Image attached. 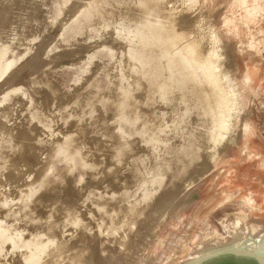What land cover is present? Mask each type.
<instances>
[{
	"label": "water",
	"instance_id": "obj_1",
	"mask_svg": "<svg viewBox=\"0 0 264 264\" xmlns=\"http://www.w3.org/2000/svg\"><path fill=\"white\" fill-rule=\"evenodd\" d=\"M12 1L14 0H0V3L5 5ZM49 1L51 0H39L40 4L37 2L36 7H39L40 10L37 13L36 25L31 28L32 31L27 29L26 14L24 18L22 14V8L27 9L28 7L27 0L24 1L20 9L17 5L8 8L0 6V14L3 15L4 10H6L2 19L0 16V41L8 42L11 27L13 24L18 26L17 39L12 46L13 65L9 72L0 78V98L5 97L10 103L0 108V126L3 128L2 132L0 131V143L2 141L10 142L11 146L10 150H6L8 152L0 148V152H4L8 158V161L0 158V165L4 167L0 174V183L7 179L9 184L13 186L15 185L13 183L18 182V180L22 183L26 181V178L35 180L33 183L37 195L35 197H50L52 203L57 200L59 204H62V200L66 201L70 206L77 208L75 210L83 212L84 218L91 209L89 208L91 200L95 201L101 196L108 195L109 199L106 201L108 211H113L120 206L117 197L123 194L122 190L126 189L127 195H133L137 185H141L142 188L148 190L149 194H152V203L159 199L160 202L157 203V206H161L158 204L165 201L168 196L177 195L175 193L183 190L184 195L190 193L194 198V194H192L194 190L186 189V186L189 182L201 180L203 176L199 174L201 172L185 175L156 173L155 166L152 169V165H157L155 164L158 163L157 161L159 163L168 162L170 155L165 151L161 141L157 142L158 146L154 144H156L157 137H160L163 141H171L174 147L184 149L186 143H192L195 140V133L203 131V128L204 130H211L216 126L214 127L210 120H205L201 116L202 109L198 97L191 96L187 101L177 90H166V94L163 96L152 94V81L156 77L155 71L150 72L151 78H146L140 74L146 70L139 67L138 61L135 60L137 59V50L140 47V39L137 38L136 31L141 29L148 20L152 26H158L156 23L159 20L158 17L165 15L163 13L164 6L179 7V11L175 12L177 14L176 19H179V26L161 29V37L179 33L184 35L186 29L190 30V35L195 33L199 35L200 29L205 30L204 25L210 22V28L213 31L212 36H216L217 40L215 41L212 37L213 41H210L206 37V47L209 48L207 46L209 42L212 45L215 43L217 48L211 47L214 53L219 47H222V54L225 56L224 52H226L228 55L230 48L227 47H230V44L225 45L224 42L233 36L235 37V33L232 35L221 30L217 32L212 27L213 23L209 17V19H205L206 23L201 25V28L198 23L203 13L205 14V5L214 2L212 0H165L160 12L154 14L158 2L162 1L154 0L151 11L141 14L139 12L140 0H132L131 3L127 4L114 1L115 3L103 4L98 9H86L89 0H61V5L55 4L60 3V0H52L54 4L51 11L47 6ZM244 4H249V11L255 10L256 16L261 19L264 17V0H255V3H252V0H245ZM189 7L194 8L195 12L199 14L187 15ZM103 8H106V11L102 12L104 16L95 21L97 10L101 11ZM86 12L94 15L89 19L92 21L90 33L85 36H81L79 33L75 35L72 33V28L69 29V27L81 13ZM184 16L187 24L186 22L181 24ZM189 16L191 17L189 18ZM212 16H215L213 10ZM249 16L252 18V14ZM227 17L224 16L223 20L225 21ZM189 20L191 24L195 22V28L188 27ZM212 20L214 22L213 18ZM62 33L65 35L63 39H61ZM223 40L225 41L223 42ZM235 45L231 51H238L237 44ZM224 56L221 59L213 57V62L228 68L231 73L230 66L222 63ZM83 62L84 64H82ZM73 68H78L79 72L77 73ZM27 69L38 74L46 73L48 75L54 69L62 70H59L60 72L54 71L51 80L41 79L37 83L34 82L32 87L26 88L24 87L25 77H23V73ZM73 76L75 77L73 78ZM22 77L23 79H21ZM245 83H251L249 76H245ZM173 87L175 88V86ZM238 96L237 91L236 97L229 98L230 102L233 101V126L231 129L235 127L236 117L243 120V128H250L253 125L255 128H264V95L253 94L242 99ZM247 99L250 102L249 108H246L248 107ZM172 100L177 106L168 114L167 111H164L165 105ZM28 104L36 107L35 112L31 109L28 114L27 110L30 109ZM129 110L132 111L133 116L128 115L127 111ZM183 114H187L190 122L188 126L179 127L175 118ZM58 115L60 120L63 115L66 116L63 125L62 120L61 122L58 121ZM253 115H257V118L251 123L247 118L253 117ZM30 116L33 120L28 118ZM96 118H100V121L95 122L94 119ZM198 121L201 123L197 124ZM68 122L69 126H66ZM92 122L95 124L94 128H87ZM123 123L127 124L130 129L123 128ZM101 125L106 128H102V131L97 130V128H101ZM167 126L170 128V132H168ZM188 131L192 132L191 136L188 135ZM148 138L151 139L150 143L147 142ZM119 143H121L120 148L117 147ZM105 144L113 151L112 159L108 162L97 161L89 148L95 147L100 153L101 146ZM138 149L139 152H137ZM50 153H53L55 157L43 160L44 156ZM70 154H72V163H68L67 155ZM145 157H149L151 160L145 159ZM53 158L57 159L55 161L66 163L63 178L72 177L70 179H73L72 182L66 184L67 186L64 183V185L54 187V181H51L50 178L45 181V178H42L47 173L49 176L54 173L55 168L51 165ZM14 160L16 164L11 163ZM116 160L125 162V164L119 167V172L116 175L114 173L107 174V166ZM134 161H138L143 169L148 165L151 175H139L137 177L140 178L139 181L135 182L133 173L137 164L131 163ZM75 164H81L83 168L88 170L103 165L105 177L110 175L111 179L101 181L103 185H100V188H94L91 185L89 191L83 186L82 189L86 192L81 193L75 185L76 182L83 180L84 175L77 170L78 168L75 169ZM18 165H21L20 170L16 169ZM45 165L46 167L42 172V166ZM199 165V162H196L195 167ZM51 168L52 171H50ZM73 171L74 174L72 175ZM42 179L44 180L43 186L39 188L38 181ZM116 181L118 184L113 185ZM47 182L51 185H45ZM18 190L15 188V191ZM2 198L4 196L0 195V200ZM176 198L178 197L175 196L173 199L176 200ZM36 201L37 199L31 202H22L18 207L0 210V221L15 228L17 231L14 232H17L18 237L23 242L20 247L13 250L4 249L2 255L4 258L1 259L0 264H29L32 262L28 256L31 257L37 253L40 255L53 254L58 238L70 237L69 248L61 250L59 257L69 256L71 247L76 243L78 244L82 229L75 230L69 226L64 227L62 223L54 220V217L60 214L59 211L63 207H59V205L41 206L39 200ZM140 207L142 208L141 211L151 212L144 204H141ZM185 209L181 211H185ZM38 211L42 212L41 214L48 212L49 221L45 222L40 213L36 216L35 213ZM7 212L17 214V218L15 220L8 219ZM263 218L255 219L251 216L237 215L231 223L222 221L223 232L208 236L210 238L200 241L201 244L198 243L191 252L187 253L186 251L184 261L179 264H264ZM251 222L261 226H257L256 230L252 231ZM90 223L86 228H83L85 231L93 226L94 232L90 238L83 234V241L86 243H91L99 238L97 237L99 230L103 231L105 226H108L101 222L96 224L93 221ZM33 224L39 225H35L37 230L30 232V227ZM78 231H81V235L78 234ZM75 235L79 238L76 243L72 241ZM97 245L99 244H92L95 246V250ZM199 246H203V249L194 253L193 251ZM26 256L29 259L26 261L29 263L25 262ZM39 261L37 264H51L47 259ZM62 263L70 264L68 261L57 264Z\"/></svg>",
	"mask_w": 264,
	"mask_h": 264
},
{
	"label": "bare ground",
	"instance_id": "obj_2",
	"mask_svg": "<svg viewBox=\"0 0 264 264\" xmlns=\"http://www.w3.org/2000/svg\"><path fill=\"white\" fill-rule=\"evenodd\" d=\"M24 1L26 0H14L6 3L5 5L0 3V6L8 8L12 5H17L18 9H20ZM27 2L28 7L27 9L25 7L22 8V14L23 18L26 14L27 29L32 31L31 28L36 25L37 13L40 10L39 7H36L39 0H33L32 2L27 0ZM153 2L154 0H140L139 12L142 14L151 11ZM178 9L179 7L175 6H172L171 8L165 6L163 8V13H165V15L159 16V20L156 22L158 26H152V23L148 20V22L145 23L141 29L136 31V36L140 39V47L137 50V59L135 60L138 61L139 67L146 70L139 73L146 78H151L150 72L155 71L156 77L152 81V94L154 96H159V94L160 96H163L166 94V90H177L187 101L191 96L194 98L198 97L200 99V106L202 109V112H200L201 116L204 117L205 120H210L211 124L214 125V127L216 126V128H211V130H204L203 128V131L195 133V140L192 141V143H186L184 149H181V147L176 148L171 141L166 142L160 137H157L156 144L154 145L158 146L157 142L161 141L165 151H167L170 155V160L168 162L162 161L159 163V161H157L158 163H155L157 165L149 164L152 165V169L155 166L154 169L156 170V173L161 175L168 173L185 175L187 173H192L199 168L202 169L200 166L206 165L207 167L213 159H219V154H221L222 148L228 149L231 145V142L229 143L227 138V134L233 126V101L230 102L229 98H234L237 95L236 86L226 83V79L230 74L228 68H226V73L221 70L223 65L217 64L215 61L213 62V57L220 59L221 54L220 51L218 53V50L214 53L211 48L212 45L209 48L206 47V36L201 38V35L196 33L190 35V30L186 29L184 31L185 35H180L179 33L177 35L161 37V29L165 27L179 26V19H176L177 14H175L176 11H179ZM4 14H6V10H4L3 15L0 14L1 19ZM188 27L195 28V22L191 24L189 20ZM210 27L211 25L209 28ZM11 28L10 36L8 37L9 41H0V78L9 72L13 65L12 46L17 39L16 31L18 30V26L13 24ZM185 36L188 37V40L189 38L199 37L190 45H182L184 42L188 41ZM212 37L213 36H211L210 41H213V38L215 41L217 40L216 36ZM205 53L207 54L205 55ZM173 86H175L176 89ZM5 101H7L5 97L0 98V106ZM8 103L9 102L5 105H8ZM167 112L169 111L167 110ZM175 120L177 121V126L179 127L184 125L188 126L190 122L187 114H183L182 116L178 115ZM94 125L91 124V126ZM2 129L3 128L0 126L1 132ZM98 129L100 131L102 130L101 128ZM188 135L191 136L192 132L188 131ZM147 142L150 143L151 139L148 138ZM225 143H229L230 145L228 146ZM120 146L121 143H119L117 147L120 148ZM103 148L105 149L106 147L103 146ZM173 148H175L176 151H173ZM110 151L112 152V150ZM205 151H207L206 156L202 158V153H205ZM105 154L107 155L108 153L105 152L104 155ZM109 155L107 156L110 157ZM174 155L175 158H172ZM185 160L187 161L186 166H184L186 168H181L180 166H182V162ZM199 160H202L199 162L200 166L195 167L196 162ZM174 161L176 164H179V166L173 167ZM11 163L16 164L15 160L11 161ZM131 163L137 164L133 173V179L135 182L139 181L140 178H137L139 175L150 174V168L148 165H146L143 169V167L141 168L139 165L140 163H138V161ZM123 164H125V162L118 160L111 162L110 165L107 166L108 172L116 175V173L119 172V167ZM193 165L194 167H192ZM20 166L21 165H18L16 169L20 170ZM45 167L46 165L42 166V172ZM50 171H52V168ZM33 183H35V180H30V178H26V181L23 183L18 180V182L13 183L15 184L13 186L10 184L7 185L4 181H2L0 183V195L4 196V198L0 200V210L18 207L22 202H31L32 200L37 199V201L39 200V205L41 206L59 205V207H63V209H60L59 211L60 214H57L58 216L54 217V220L62 223L64 227L69 226L75 230L83 229L86 228L87 225H90V222L93 221L96 222V224L101 222L107 224L108 226H105L103 231L99 230L97 236L99 238L91 242L93 245L99 244L97 245L96 250L95 246H92L91 243L83 241L84 235L82 233L78 244L76 243V245L71 247L69 256L59 257L60 251L64 248L68 249L70 245V237H62L63 239L58 238L56 242L57 246L54 247L53 254L40 255L37 253V255H31V257L28 256L32 263L37 264L40 262L39 260L47 259V261L51 264H57L63 261H68L70 264H176L177 260H174L175 255H181L187 251L180 241L181 237H177L178 234L177 236L172 234L166 243L163 242L165 246H163L164 248H162L160 252L157 253V250L154 248L158 246V244L157 246L154 244V239L159 237L158 231L162 228V223L165 221L166 216L169 215V213L174 214L178 212L181 210L180 208L185 209V207H188L187 205H190V203L194 200L193 197H189L186 200L184 199L180 203H177L172 199L173 196H180L183 191L175 193L177 195L172 194L171 196H168L165 201L158 204L161 206H157V203L160 202L159 199L152 203V194H149L148 190L142 188L141 185H137L135 193H132L133 195H127L125 193L126 189L122 190L123 194L120 196L118 195L117 197L120 206L117 204L119 207L113 211H108L106 204L107 199H109V197H107L108 195L101 196L95 201L91 200V204L89 206L91 209L86 213L84 218L82 215L83 212L75 210L77 208L70 206V204L66 201L62 200V204H59L57 200L52 203L50 201V197H35L37 195L35 193L36 191ZM191 183L193 184L194 182H189L187 186L191 185ZM45 185L48 186L51 185V183L47 182ZM15 188H18L19 190L15 191ZM259 191H261V189ZM80 192H82V190ZM261 199L264 200V195ZM141 204H144L148 211L151 212L141 211ZM262 204L264 208V201H262ZM153 212H155V215ZM245 216L250 217L247 213ZM255 224L257 223L251 222V225H253L252 231H255L257 226H261ZM15 230L16 229L12 226L0 221V259L4 249L13 250L21 246V244H17V240H21V238L18 237L17 232H14ZM202 249L203 246H199V248L193 252L197 253L198 250ZM189 255H191V253H189ZM28 257H25V262H27L26 260H29Z\"/></svg>",
	"mask_w": 264,
	"mask_h": 264
},
{
	"label": "rangeland",
	"instance_id": "obj_3",
	"mask_svg": "<svg viewBox=\"0 0 264 264\" xmlns=\"http://www.w3.org/2000/svg\"><path fill=\"white\" fill-rule=\"evenodd\" d=\"M114 1H120L123 4H127V3H131L132 0H89L86 9H98V7L101 8L103 4L111 5L115 3ZM164 1L165 0L158 2L154 14L160 12ZM212 1L214 3L205 5L204 7L205 14L203 13V16H201L202 17L201 20H199L198 22L200 24V28L201 25H204L206 23L205 19L210 18L213 23L212 27L217 32L221 30L222 32L226 31L228 33H231L232 35L234 33L236 35L235 37L233 36L231 39L229 38L227 41L223 40V42L225 41L224 42L225 45L228 43L230 44L229 45L230 47H227L228 49L230 48V52H228L229 53L228 55L226 54V52H224L225 56L222 54L223 53L221 49L222 47H219L218 49V53L220 51L221 54L220 59L224 56V58L222 59V63L226 66L229 65L231 68V73L227 77L226 83L236 86L235 88L239 93L238 97L240 99H242L245 96L250 97L253 94H260V96H263L264 95V17H262L261 19L259 16H256L257 14H254V12H256L255 10H252L250 12L249 4H244L245 0H212ZM252 3H255V0H252ZM53 4L54 3L52 2V0L47 2V6L50 11ZM55 4L61 5L62 2L60 0V3L57 2ZM253 8H255L254 5ZM105 9L106 8H103L101 11L97 10V14H95L96 15L95 21L102 19L101 17L104 16V13L102 12H105L106 11ZM212 10L215 13V16H212ZM83 12H85V9H83ZM195 14H199V13L195 12L194 8L189 7L187 10V15H195ZM249 14H252V18L249 16ZM224 16H228L225 21L223 20ZM90 17H94V15L92 16L90 12L81 13L78 16L77 20L71 23V27H69V29L72 28V33H74L75 35H78L79 33L81 36L82 35L85 36L86 34L90 33L91 30L90 25L92 21L89 20ZM190 17L191 16H189V18ZM212 18L214 19V22ZM185 22H186V17L184 16V18H182L181 24H185ZM210 25L211 23L208 22L207 23L208 28L206 25H204L205 30L200 29L199 35H201L200 36L201 38L202 36L203 37L206 36L210 40L213 32L211 30L212 28H209ZM203 31L204 32L206 31L207 34L210 35L208 36L206 32L204 33ZM61 36H62L61 39H63L64 38L63 36H65L64 33H62ZM198 37L189 38V40L188 37H186V40L188 41H186L187 43L184 42L182 45H186V44L190 45L192 44V42L194 43ZM235 44H237L238 51L234 52L231 50L235 48L236 46ZM211 45L212 44H210L209 42L207 46L211 47ZM212 48H217V44L212 45ZM227 48L226 50L228 51ZM206 54L207 53H205V55ZM82 64H84V62ZM59 70L62 69H54V71L57 72H60ZM73 70L76 71L77 73L79 72L78 68H73ZM221 70L227 73L226 67L223 66ZM54 71H51V73H49L48 75L46 73L38 74L33 72L31 69H27L23 73V77H25L24 87L30 88L41 79L51 80L52 73ZM245 76L250 77L251 83L248 84L245 83ZM23 77L21 79H23ZM74 77L75 76H73V78ZM65 86H70V85H65ZM7 102L9 101H5L4 103H2L1 106L5 105ZM167 103L166 105L168 106H165V111L168 110L169 111L168 113H170L172 112V109L177 105L175 102L173 103V100L168 101ZM249 103L250 102L248 100L247 103L248 107L246 108H249ZM28 105L30 109L28 108ZM28 105H27V108L29 109L27 110L28 114L29 111H31V109L34 110L35 112L36 107H34V105L31 104ZM127 113L128 115L133 116L132 111L129 110L127 111ZM256 116L257 115H253V117L249 116L247 120L253 123V121L257 118ZM57 117L59 119L58 121L60 122L61 120L63 123L64 120L66 121L65 118L66 116L64 117V115L62 116L61 120L59 115ZM236 118L237 119H236L235 127L232 128L230 132L227 134V138L229 140V143L231 142L230 143L231 145L229 143H225L228 146L230 145L228 149L223 148L221 154H219L220 155L219 159L218 158H217L218 160L213 159V161L209 163L207 167L206 165L203 166L199 165L200 167H202V169L199 168L195 171H197L196 173L201 172L199 174L203 175L202 179L195 181L193 183V184L196 183L195 185L191 183V185L186 186V189L191 188L192 190H194L192 194H194L193 196L195 198V201H193L192 204L194 202H196L197 204L196 203H194L193 205L190 204L191 207L189 206L187 209H185V211H181L183 209L180 208L181 210H179L178 212L174 214L169 213V215L166 216L162 229L158 231L159 237L156 236L158 238L154 239V244H156V246L158 244L157 247H154L157 250V253L160 252L162 248H164L163 247L165 246L164 243H166V241L170 239L172 234L176 236L178 234L177 237H181L180 241L184 246V248H186L185 250H187L188 253L191 252L193 248H195L200 241H205L206 239L210 238L208 236H212L215 233H222L223 232L222 221L231 223L237 217V215H245L246 213L249 214L251 218H255V219L259 217L261 218L264 217V208L262 204V201L264 200L261 199L264 195V128H255L254 125L250 128H243L244 125L243 120L238 117ZM94 120L95 122H99L100 118H96ZM93 123L94 122H92V125H94ZM200 123L201 121L197 122V124ZM68 124L69 122L67 123V125ZM90 127L94 128V126H91V124H89L87 128ZM122 127L130 129V127L125 123L122 124ZM102 128H106V127L101 125V129ZM97 130L99 129L97 128ZM168 132H170V129H168ZM2 142L0 143L1 144L0 148L3 151L10 150L11 148L10 142L8 143L4 141ZM104 147L107 148L108 152L106 151V148L105 149L103 148V146H101V151H100L101 153H99V151L92 146L89 148V150L96 160L98 159V161H100L102 156V161L106 162L112 159L111 157L113 151L111 152L110 150L112 149L106 144L104 145ZM139 151L140 150L138 149L137 152ZM173 151H176L175 148H173ZM105 152L108 153L107 155L111 154L109 155L110 157H108L106 154L104 155ZM206 153L207 151H205V153L204 152L202 153L203 155L202 158L206 156ZM50 154L45 155L43 160H49L51 159V157H55L53 153ZM103 155L105 156V158ZM0 158L2 160L8 161L7 155H4V152H0ZM67 158L69 159L68 163H72L71 161L72 154L67 155ZM146 158L148 159L149 157H145V159ZM172 158H175V155ZM55 160L57 159L53 158L52 159L53 164H51L55 168L54 173L51 176H49V174L47 173L44 177L42 176V178L43 179L45 178V181L48 180L47 178H50L51 181H54L53 182L54 187L58 185H64V183L65 186H67L66 184L72 182L73 179H70L72 177L63 178L66 169V163ZM201 161L199 160L198 162ZM186 162H187L186 160L182 162V166L180 167L186 168L184 167L186 166ZM175 166H179V164H176L174 161L173 167ZM76 168H78L77 170L81 171L84 175L83 180L81 182L80 181L76 182L75 185L79 190V192L81 190L82 192H86L84 189H82L84 187L89 191L91 185H93L94 188L97 187L100 188V185H103L101 181L103 182L104 180L111 179L109 177L110 175H106L105 177V170L103 169L104 168L103 165L101 166L98 165L97 167H93L92 169L88 170L86 168H83L81 164H75V169ZM3 170L4 167L0 165V174L2 173ZM73 174L74 171L72 175ZM107 174H109L108 171ZM43 179L38 181L39 188L43 186V181H44ZM3 181L7 185H9L7 179H4ZM114 184H118V182L116 181L115 183H113V185ZM260 189L261 191H259ZM183 195L184 194L182 192V194L178 196L176 200L173 199L175 196H173L172 199L175 202L180 203L184 199L186 200L187 198L192 197L190 193L188 195L185 194L184 195L185 197ZM38 213L40 212L38 211L37 213H35V215L37 216ZM41 213L40 215H44L43 217L44 221L48 222V220L50 219L49 213L47 212L44 214ZM153 213L155 215V212ZM6 216L10 220H15L17 218V214L11 212H7ZM35 225L38 226L39 224L31 225L30 232L37 230ZM80 232L81 231H78V234ZM91 232L92 233L94 232L92 228H87L86 231L82 229V233L89 238L92 235ZM75 237L76 235L73 238L74 240L72 239L74 243H76V240L79 239L78 237L76 238ZM17 241H18L17 244L19 245L22 244V240H17ZM187 253L185 252L181 255L176 254L174 257V260H177L176 263L179 264L180 262H183ZM3 257L4 256H1V259H3ZM62 264H67V263H62Z\"/></svg>",
	"mask_w": 264,
	"mask_h": 264
}]
</instances>
